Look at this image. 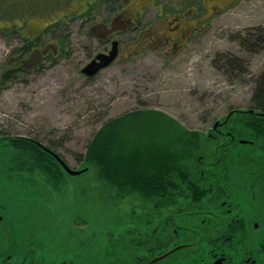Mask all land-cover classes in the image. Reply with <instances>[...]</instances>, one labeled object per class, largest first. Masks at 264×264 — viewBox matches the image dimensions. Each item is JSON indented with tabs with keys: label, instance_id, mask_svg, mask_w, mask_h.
Masks as SVG:
<instances>
[{
	"label": "rangeland",
	"instance_id": "374dc122",
	"mask_svg": "<svg viewBox=\"0 0 264 264\" xmlns=\"http://www.w3.org/2000/svg\"><path fill=\"white\" fill-rule=\"evenodd\" d=\"M85 1L0 0V75L15 67L11 58L25 39L41 35L27 68L16 71L8 81L0 80V137H32L53 148L70 167L80 169L86 164L79 155L105 121L127 111L148 109L163 111L184 127L207 134L209 141L201 138L204 148L220 152L215 142L221 139L220 131L227 129L222 125L228 112L255 109L252 100L255 79L264 69V46L249 51L239 35L253 28L264 31V0H161L162 5L143 6L135 25L120 33L125 42L137 38L142 28L163 30L167 14L180 8L190 7L193 15L202 9L208 18L180 52L162 53L161 48H154L160 44L156 39L152 47L120 54L91 78L80 68L93 56L98 42L76 13L87 7L107 14L120 6L109 2L82 5ZM49 24L54 27L46 29ZM56 45L61 51L58 57L43 58L42 51L48 47L52 51ZM226 55L244 61L233 68L225 62ZM159 126L143 124L139 129L161 137L166 128L159 130ZM18 153L2 150L0 144V200L7 205L13 245L36 237L47 246L50 262L58 258L55 254L59 255L62 245L67 253L60 258L88 263L96 254L103 256L115 248L116 238L124 236L123 223L144 222L139 207L147 206L145 201L153 196L135 192L121 197L91 164L77 175L63 169L60 178L51 177L39 168L30 169L34 160L29 155L23 153L25 159L19 164ZM23 163H29V168L21 167ZM227 163L236 166L233 153ZM151 209L148 218L160 212Z\"/></svg>",
	"mask_w": 264,
	"mask_h": 264
},
{
	"label": "flooded vegetation",
	"instance_id": "af4514ba",
	"mask_svg": "<svg viewBox=\"0 0 264 264\" xmlns=\"http://www.w3.org/2000/svg\"><path fill=\"white\" fill-rule=\"evenodd\" d=\"M93 2H109L120 8L104 14L85 7L76 13L77 18L90 27L88 34L98 42L93 56L80 68L81 72L97 55L104 59L114 43L118 47L116 59L120 54L128 56L138 49L152 47L156 39L160 44L154 48H161L164 54L178 53L189 38L198 33L199 24L208 18L202 9V13L198 11L193 15L190 7L180 8L173 15L167 14L163 30L142 28L137 38L125 42L120 33L135 25L143 6L162 5L161 0H86L81 4L89 6ZM138 2H141L138 8H131L130 5ZM34 52L35 46L26 56L16 52L11 58L15 63L12 68L18 63L27 68L26 63ZM59 53L60 46L56 45L52 51L49 47L44 49L41 55L54 60ZM247 111L228 112L222 125L227 129L220 131L221 139L215 142L221 151L210 152L204 148L206 146L202 147L204 158L200 160L201 167L193 171L195 179L191 177V181L179 189L160 190L146 200L148 205L139 207L144 211V222L123 223L124 236L121 241L116 238L115 248L104 252L103 256L96 254L88 263L60 258L67 253L62 245L59 255L55 254L58 258L50 262L47 246L36 237L13 245L7 205L0 200V264H264V135L260 131H264V124H257L264 122V114H260L264 111L256 107ZM251 121L255 124L239 123ZM202 138L209 139L207 134ZM231 153L236 166L227 163ZM52 159L58 161L55 157ZM43 160L50 161L49 158ZM56 168L58 173L47 175L60 178V168ZM188 170H192L191 166ZM183 187H187L186 190ZM232 187L237 190L233 192ZM170 192L172 194H163ZM180 192L186 194L179 195ZM154 202L157 203L151 204ZM152 206L160 212L148 218ZM108 237L109 240L114 238Z\"/></svg>",
	"mask_w": 264,
	"mask_h": 264
},
{
	"label": "trees",
	"instance_id": "16d2710c",
	"mask_svg": "<svg viewBox=\"0 0 264 264\" xmlns=\"http://www.w3.org/2000/svg\"><path fill=\"white\" fill-rule=\"evenodd\" d=\"M49 27L53 28L52 25ZM14 31L20 32V29L14 28ZM39 38L38 35L25 39V43L17 52L22 56L24 53L30 54ZM239 41L249 51L259 50L264 46V31L261 28L249 29L247 33L239 35ZM232 55H226L224 58L229 66L235 68L239 61H244L239 56ZM24 69L19 63L15 69L12 67L7 69L0 75L1 82L10 80L16 71ZM255 82L253 107L264 111V69L258 73ZM143 124L160 125L166 128V133L161 137H154L151 131L139 129ZM243 124H255V122H243ZM260 131L264 135V131ZM202 135L200 131L184 127L163 111L136 109L105 121L79 158L83 164L93 165L98 176L110 186L117 188V193L120 192L121 197L135 192L150 197L160 190L180 188V185L189 183L191 177L194 178L193 171H196L197 166L201 167L200 160L204 158V154L201 153ZM145 137L148 142L145 141ZM156 142L160 143L156 144ZM0 144L2 150L11 148L19 151L17 155L20 158L19 164L25 159L23 153L32 157L31 159L34 160L32 166L35 168L30 166V169L39 168L44 174L58 173L56 167L60 168V172L63 170L60 164L52 159L54 158L52 154L29 137L2 136ZM20 153L23 156H20ZM45 158H49L50 161L45 162L43 160ZM28 164L23 163L21 167L29 168ZM189 166L192 170H188Z\"/></svg>",
	"mask_w": 264,
	"mask_h": 264
},
{
	"label": "water",
	"instance_id": "95a60500",
	"mask_svg": "<svg viewBox=\"0 0 264 264\" xmlns=\"http://www.w3.org/2000/svg\"><path fill=\"white\" fill-rule=\"evenodd\" d=\"M115 44L116 43L113 44V47H112L110 53L108 55L104 56L105 57L104 59H101L100 58L101 56L97 55L96 58H94L92 61H90L89 63H87L83 67L82 71L85 72L87 75L91 76V75H94L95 73H97L101 68L106 67L109 64H111L118 55V47ZM97 59H100V60L98 61ZM46 149L49 150L50 152H52L56 156V158L63 165V167L65 168L67 173H69L71 175L80 174V173H82L88 169V165H84L83 168H80V169L72 168L63 159V157L60 156L58 153L54 152L53 150H51L49 148H46Z\"/></svg>",
	"mask_w": 264,
	"mask_h": 264
}]
</instances>
